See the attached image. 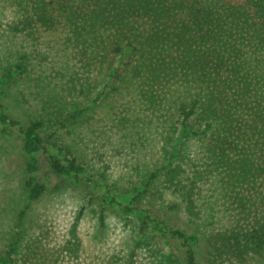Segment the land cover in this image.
I'll return each mask as SVG.
<instances>
[{"label": "trees", "instance_id": "16d2710c", "mask_svg": "<svg viewBox=\"0 0 264 264\" xmlns=\"http://www.w3.org/2000/svg\"><path fill=\"white\" fill-rule=\"evenodd\" d=\"M4 7L20 43L0 61V264H264V0ZM105 147L131 154L124 175ZM41 158L99 196V227L109 209L139 235L95 263L81 261L84 208L61 240L32 235Z\"/></svg>", "mask_w": 264, "mask_h": 264}, {"label": "rangeland", "instance_id": "374dc122", "mask_svg": "<svg viewBox=\"0 0 264 264\" xmlns=\"http://www.w3.org/2000/svg\"><path fill=\"white\" fill-rule=\"evenodd\" d=\"M2 10L4 12L0 15V61L6 58L5 54L8 52H5L13 47L14 41L20 43L19 39L12 37V41L11 38L5 35V24L10 13L6 7L2 8ZM51 37L52 35L50 34L46 36L48 40ZM45 40L43 39L44 43ZM49 45L47 42L40 48L46 53L47 46ZM53 50L48 51V54L52 55ZM50 59L52 60L53 58ZM115 65L120 66L118 59H116ZM27 99L29 98L27 97ZM98 124L100 122L96 118L94 126L97 127ZM176 142L178 145V141ZM171 148L173 149V146ZM3 149L9 151L10 147L5 146V142L0 140V151ZM105 150L107 151V157L111 159V166L109 167H111L110 172L112 176L117 178V176L124 175L130 169L131 163L134 162L131 160V154H126L125 151L115 152V150H112L110 153V150L106 147ZM90 156L91 153L89 154V158ZM13 161V159L6 160L5 163L6 170L12 175L6 177L7 180H10L11 177L16 178L18 175V172L17 174L14 172ZM39 172L46 178L50 188L47 191L46 197L36 203L35 209L31 213L30 218H33V222H35L34 226H32V235H47L51 241L54 238L61 240L62 236L66 235L67 228L75 214L79 209L84 208V213L79 220L77 231L82 242L81 261L83 263L98 262L104 255L107 256L112 251H116L120 247L121 241L124 242L126 240L127 242L131 235H139V226H141V223L138 219L132 217V222L120 219L115 212L109 209H106V227H99L97 214L102 205L99 196L93 193L88 187L76 186L72 180H65L57 176L46 166L43 158H41ZM8 193L7 185L0 186L1 200H4Z\"/></svg>", "mask_w": 264, "mask_h": 264}]
</instances>
